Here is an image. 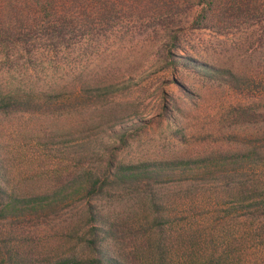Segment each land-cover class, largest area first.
<instances>
[{
  "label": "rangeland",
  "instance_id": "1",
  "mask_svg": "<svg viewBox=\"0 0 264 264\" xmlns=\"http://www.w3.org/2000/svg\"><path fill=\"white\" fill-rule=\"evenodd\" d=\"M229 1L233 0H222ZM248 2L262 15L225 28L192 30L201 10L194 5L176 16L170 28L158 21L143 26L122 21L92 36L77 35L56 48L47 42L36 44L32 54L21 57L11 70L0 61V91H6L11 77L15 85L63 96L81 88L124 87L106 101L84 97L87 100L64 114L0 116V167L5 184L18 193L58 186L75 169L63 167L66 150L81 142H108L114 145L118 161L132 163L196 159L253 148L264 152V0H240L243 6ZM169 34L178 36L177 48L167 43ZM168 51L248 77L251 96L242 97L224 83L192 70L166 68ZM240 108L247 117L237 115ZM121 129L140 130L126 145L114 144L112 132ZM254 173L264 184V165ZM222 186L161 190L167 200L177 196L195 208L188 213L187 207L180 208L179 215L172 216L171 230L182 238L174 235L164 240L171 264H203L212 260V252L222 258L221 264H264V218L251 220L240 212L223 218L230 207L228 199L222 198ZM94 203L108 210L114 207L104 200ZM83 208L75 206L59 218L20 226L0 223V264L6 247L28 256L32 264L73 249L79 252L78 240L71 238L67 227ZM174 242L179 245L172 246ZM133 246L127 241L117 249L127 256L134 252Z\"/></svg>",
  "mask_w": 264,
  "mask_h": 264
},
{
  "label": "trees",
  "instance_id": "2",
  "mask_svg": "<svg viewBox=\"0 0 264 264\" xmlns=\"http://www.w3.org/2000/svg\"><path fill=\"white\" fill-rule=\"evenodd\" d=\"M194 5L201 10L191 24L192 30H209L216 25L225 28L262 15L256 14L257 7L251 8L249 2L243 6L240 0L226 4L222 0H0V61L11 70L21 57L32 54L31 48L36 44L47 42L56 48L77 35L92 36L93 32L108 30L122 21L141 26L158 21L170 28L176 16L186 14ZM178 42L176 34L168 35L167 43L172 48H177ZM167 53L166 68L192 70L210 81L224 83L245 98L252 94V81L233 69ZM14 82L11 77L6 91H0V116L64 114L87 100L84 97L106 101L124 91V87L104 86L81 88L80 93L63 96L36 92ZM237 115L247 117L248 113L240 108ZM251 115L254 116L252 112ZM138 130L121 129L112 132L111 139L114 144L126 145ZM76 146L66 150L63 166H74V172L47 191L18 193L10 189L0 167V223L20 226L59 218L65 211L84 205V211L67 227L71 238L78 240L80 251L73 249L39 264H171L164 240L174 235L173 238H182L181 233L176 237L178 231L171 230L175 224L172 216L177 217L180 208L187 207V213L195 208L177 196L167 200L161 190L168 186L224 185L222 198L228 199L230 208L223 218L234 212L251 220L264 218V184L255 179L254 173L264 165V152L255 148L196 159L132 163L118 161L114 145L110 147L108 142H81ZM94 200H104L114 207H97ZM171 206L174 210L168 211ZM127 241L133 243L134 252L119 254L117 247ZM4 254L1 264H32L28 256L7 247ZM211 258L203 264H221L222 258L215 253H211Z\"/></svg>",
  "mask_w": 264,
  "mask_h": 264
}]
</instances>
